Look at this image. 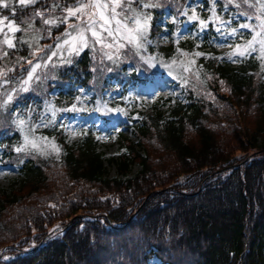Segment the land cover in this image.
Listing matches in <instances>:
<instances>
[{"label": "trees", "instance_id": "1", "mask_svg": "<svg viewBox=\"0 0 264 264\" xmlns=\"http://www.w3.org/2000/svg\"><path fill=\"white\" fill-rule=\"evenodd\" d=\"M187 1L122 0L129 28L137 14L150 18L142 47L125 40L114 54L82 50L40 67L27 90L19 85L28 61L44 62L69 27L43 20L62 19L77 0L0 4V18L18 25L14 47L0 33V147L22 174L17 185L0 188V264H151L154 256L166 264H264V59L258 43L238 64L230 61L232 50L213 44L219 23L258 25L262 0H205L207 11H188ZM193 11L198 19H189ZM166 12L176 26L189 22L196 37L155 44ZM157 76L173 78L183 100L167 110L160 103L152 113L131 105L128 87ZM79 87L91 92L88 113L130 122L133 136L122 137L124 151L114 160L121 177L105 176L91 130L73 147L55 123L62 113H81ZM106 91L117 97L107 102ZM16 104L25 110L22 118ZM46 113L49 124L35 129ZM25 136L39 147L17 151ZM133 164L138 171L123 178Z\"/></svg>", "mask_w": 264, "mask_h": 264}, {"label": "rangeland", "instance_id": "2", "mask_svg": "<svg viewBox=\"0 0 264 264\" xmlns=\"http://www.w3.org/2000/svg\"><path fill=\"white\" fill-rule=\"evenodd\" d=\"M88 2L89 0H84L82 3ZM107 2L110 6L109 15H111V0H107ZM122 4L123 2L120 0V4L116 8V12L119 14L117 18L121 21V25H117L116 21L112 20L111 24L108 26L112 29V35H109L107 29L101 30L97 25V30L101 32L104 44L98 43L96 38L92 37L91 33L88 32L86 33L88 37L86 46L79 45L76 50L72 52L68 50L67 45H62L60 49H57L55 46V49L52 50L44 60V62L47 61V63L40 62V67L48 63L56 65L62 64L67 61L65 59L70 55L79 53L85 49H89L90 51H101L107 54H114L117 52L120 43L128 40L124 38L127 33L123 25H127V23L122 12ZM215 4L216 0H213L211 5ZM196 7H202L205 11L208 10V4L205 0H188L184 6V8L188 11H192ZM8 22L9 21L0 19V26H2L0 27V33L4 37H12L11 34L13 32L9 30ZM159 26L161 29L160 32L155 34L152 38L153 42L157 45H169L185 39H192L197 35L195 28L189 22L183 21L180 23V26H176L174 24V16L170 12H166L164 14L161 22H159ZM127 27L129 28L128 25ZM118 28L120 29L119 31H117ZM217 28L218 32L213 44L222 52L233 51L235 49V45L240 43L239 41L246 43L247 40L251 38V36H248L249 33L244 27L235 28L236 32L234 34L231 31L232 29L227 27L226 23H219ZM70 31L76 30L71 29ZM66 38L67 37H63V39ZM52 52H55L56 54L52 56L51 60H49L48 58ZM249 52H251V50ZM240 59L241 56L236 54L231 56L230 61L233 64H238ZM132 68L133 66H130L129 70H132ZM36 72L34 76H36ZM32 82L33 81H31L27 87H29ZM7 89L8 88H5L3 92ZM77 92L80 97L79 107L84 111L82 110L81 113H75L73 115L69 113H62L55 122L57 127L62 130L65 142L69 146L73 147L76 146L82 134H84L87 130H91L97 139L98 150L101 152L104 159L106 170L105 176L108 178L121 177V175L117 172V166L114 160H117L119 155L124 151V142L122 137H132L129 121L123 118H115L105 123L99 116L89 114L86 111L90 110L92 107L90 98L91 92L83 89L82 87H79ZM105 95L107 102H112L117 97V93L110 91H106ZM127 95L130 99V103L145 113H152L158 104L164 102L165 104L162 106V109L167 110L175 104V101L183 99L180 86L177 85L171 77L158 76L154 77L151 81H147L145 83L136 82L129 86L127 89ZM56 97L57 89L53 88L50 91V98L54 100ZM14 108H21L19 109L18 117L22 118L25 113L24 108H22L19 104H16ZM50 121L51 116L49 113H46L36 120L34 128L37 130L42 129L46 127ZM133 139L135 138L133 137ZM138 169L139 166L137 164H133L130 166L128 174L122 177H131L138 171ZM21 176L20 167L9 163L0 147V188L8 190L12 184L17 185ZM154 260L158 259L155 257L152 258L151 262L153 264H155Z\"/></svg>", "mask_w": 264, "mask_h": 264}, {"label": "snow or ice", "instance_id": "3", "mask_svg": "<svg viewBox=\"0 0 264 264\" xmlns=\"http://www.w3.org/2000/svg\"><path fill=\"white\" fill-rule=\"evenodd\" d=\"M19 3H21L22 5H27L29 3H35V0H19ZM0 4H5V0H0ZM119 4H120V0H111V15H109L110 6L107 0H89L88 3H81L80 0H77L75 6H69L63 9V12L66 14L62 16V19L61 18L44 19L43 22L46 25H58L60 23L69 24V27L66 28L65 32L62 34V36L67 38L61 39V37H57L56 39L59 42L56 44V48L60 49L62 45H67L68 50L72 52L75 51L79 45H84V46L87 45L88 37L86 33L88 32L91 33L92 37L96 38V41L98 43L104 44V40L101 37V32L97 30V25L99 26V29L101 30L107 29L109 35H112L113 34L112 29L108 27L111 24L112 20H115L117 25H121V21L117 18L119 14L116 12V8ZM251 6L252 5L250 4V7ZM5 7H7L6 4ZM56 7H61V5L54 4L53 8ZM259 13L260 14L255 16V19L258 21V25L256 26L252 24L242 25V27H246L252 30V36L250 39L247 40L246 43H237L235 45V49L233 50V52H230L228 54L230 57L236 54L240 56H244L248 54L250 50L254 49L255 45L258 43L260 57L264 59V0H262V2L259 4ZM34 15L43 18L44 12L37 10V12ZM245 15H247V13H245ZM73 17L75 18L76 23L71 22V18ZM213 18L214 16H209L208 20L211 21ZM215 18L219 19V17H215ZM0 19H6V18H0ZM148 19L150 18L145 17L143 20H141L139 14H137V17L134 21L135 23L134 28H128L127 25H123L127 33V35L124 38L134 43L137 48L143 46L139 41L146 34ZM189 19H198L195 11H193V14L189 17ZM249 19H251V17H249ZM199 23L203 26L206 25L207 21L200 19ZM32 27H33L32 24H29V29H31ZM8 28L11 32L14 33L18 30V25H16L14 21H9ZM257 28L259 29V31H257ZM71 29H75L76 31H70ZM119 30L120 29L118 28L117 31ZM231 31L234 34L236 32V29H232ZM49 35H51V29H49ZM4 43L7 44L8 47L10 48L15 46L12 37L5 36ZM38 52H40V49L34 48L32 55H36V53ZM55 54H56L55 52H52V54L49 56L48 59L51 60L52 56H54ZM199 54L200 53H198V55ZM4 55H7V53H4ZM68 62L70 63L71 61L69 60ZM149 62L150 63L152 62L151 59H149ZM28 63L30 68L27 71V76L20 82L19 85L20 90H27V86L34 78L39 79V76H34V74L36 70L40 67V61L39 60L35 62L28 61ZM44 63H47V61H45ZM172 63H175V61H173ZM4 74L6 75V73ZM8 82L9 81L7 79H4L2 81V83L4 84H7ZM16 91L17 88H12L11 92H7L6 93L7 98L3 100L2 103L4 105H7L13 99L12 94L15 93ZM77 100H79V97H77ZM72 107L75 108V104H73ZM53 117H55L54 112H53ZM18 123L23 129L25 121L23 119H19ZM42 139L47 140V138H42ZM24 140H25V144L18 147L16 149L17 151L24 150L26 148V145L29 143H31V146L33 148L39 147L35 139L29 141L28 136H25ZM53 147L56 148L57 151H59L58 147L55 146L54 141H53Z\"/></svg>", "mask_w": 264, "mask_h": 264}, {"label": "bare ground", "instance_id": "4", "mask_svg": "<svg viewBox=\"0 0 264 264\" xmlns=\"http://www.w3.org/2000/svg\"><path fill=\"white\" fill-rule=\"evenodd\" d=\"M158 263V262H157Z\"/></svg>", "mask_w": 264, "mask_h": 264}]
</instances>
